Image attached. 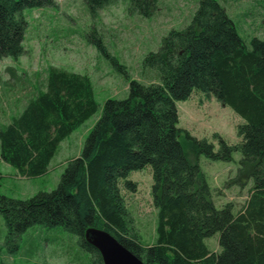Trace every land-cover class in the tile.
I'll return each mask as SVG.
<instances>
[{
    "label": "trees",
    "instance_id": "obj_1",
    "mask_svg": "<svg viewBox=\"0 0 264 264\" xmlns=\"http://www.w3.org/2000/svg\"><path fill=\"white\" fill-rule=\"evenodd\" d=\"M119 0H84L95 27L93 44L129 79L126 66L112 56L98 34V11ZM56 0H0V61L20 59L28 21L27 9L55 8ZM153 0H128L131 15L149 17ZM144 65L159 81L129 80V94L109 99L79 157L72 159L58 187L27 200L0 194V214L8 240L17 241L30 228L62 226L79 237L92 264H104L85 239L90 228L104 230L145 264H264V40L247 42L219 0H200L191 23L171 30L159 51ZM214 97L244 123L240 143L221 136L220 150L186 132L194 154L231 162L242 159L236 181L252 182L247 203L217 208L200 166L189 161L178 137L177 102L194 93ZM88 75L57 67L46 71L44 86L34 88L19 115L0 127V156L24 178L47 173L60 144L99 111ZM150 167L157 210V240L144 246L135 229L123 189L135 193L133 172ZM219 234L220 252L206 239Z\"/></svg>",
    "mask_w": 264,
    "mask_h": 264
},
{
    "label": "rangeland",
    "instance_id": "obj_2",
    "mask_svg": "<svg viewBox=\"0 0 264 264\" xmlns=\"http://www.w3.org/2000/svg\"><path fill=\"white\" fill-rule=\"evenodd\" d=\"M149 17L131 15L128 0L114 4L124 7L123 20L112 28L98 31L108 52L126 66L129 79L111 61L89 43L94 19L84 0H56L55 8L27 9L28 30L24 46L26 54L18 60L0 61V127L22 111L34 88L43 87L46 71L57 67L88 75L94 85L99 111L71 136L64 140L50 163L46 174L24 178L0 156V194L27 200L42 192L54 191L69 161L80 156L85 141L103 113L109 99L122 100L129 94V80L143 84L159 81L158 72L146 68L145 58L159 51L162 40L171 30L185 28L199 6L200 0H153ZM247 41L264 40V0H219ZM99 19V18H98ZM98 19L96 21H98ZM97 26V24H96ZM98 30V29H97ZM178 139L193 164H198L212 190L217 208L233 204L238 211L247 203L252 182L236 181L242 155L235 153L231 162L211 160L205 154H194L186 132L198 140L206 139L220 150L221 136L228 143H240L238 126L244 123L230 107L214 97L207 99L200 92L184 102H177ZM129 180L137 184L135 193L123 189L127 208L144 246L157 240V210L152 196L153 175L150 167L133 172ZM219 234L206 239L212 252H220ZM51 246L54 253L67 257L68 264H92L90 256L80 247L79 237L64 227L30 228L17 241L8 240L5 219L0 214V264H32L33 258Z\"/></svg>",
    "mask_w": 264,
    "mask_h": 264
},
{
    "label": "water",
    "instance_id": "obj_3",
    "mask_svg": "<svg viewBox=\"0 0 264 264\" xmlns=\"http://www.w3.org/2000/svg\"><path fill=\"white\" fill-rule=\"evenodd\" d=\"M85 239L99 251L104 264H145L104 230L90 228L85 234Z\"/></svg>",
    "mask_w": 264,
    "mask_h": 264
},
{
    "label": "clouds",
    "instance_id": "obj_4",
    "mask_svg": "<svg viewBox=\"0 0 264 264\" xmlns=\"http://www.w3.org/2000/svg\"><path fill=\"white\" fill-rule=\"evenodd\" d=\"M98 31L112 28L118 25L124 18V7L122 4H110L98 11ZM32 264H68L67 257L54 253L51 246L48 250L38 253L32 260Z\"/></svg>",
    "mask_w": 264,
    "mask_h": 264
}]
</instances>
